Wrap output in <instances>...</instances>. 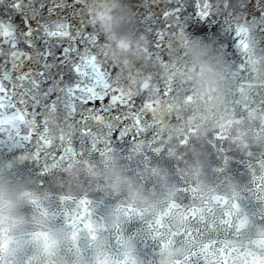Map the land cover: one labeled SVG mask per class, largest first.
Here are the masks:
<instances>
[{"label": "clouds", "instance_id": "clouds-1", "mask_svg": "<svg viewBox=\"0 0 264 264\" xmlns=\"http://www.w3.org/2000/svg\"><path fill=\"white\" fill-rule=\"evenodd\" d=\"M90 11L93 19L101 23L104 34L109 39L115 36L111 48L114 59L127 61L140 55L134 36L121 31L120 17L105 0ZM0 36L11 38V31L0 28ZM177 40L181 64L173 65L176 71L170 75H178L185 86L183 95L174 99L173 107L187 114L188 121L197 128L225 130L235 92L230 63L217 48L216 41L189 28L187 31L180 28ZM143 87L148 88V80ZM152 95L154 90L149 89L150 98ZM110 98L111 95H105L102 102ZM252 115L255 117L256 113ZM260 119L264 121V114H260ZM34 120L35 117L22 121L16 112L0 105V125L8 132H11L9 124L32 126ZM114 135L119 137L117 132ZM24 159L16 155L0 157V264H123L125 259L128 264H145L134 236L115 233L114 244L113 233L105 222L73 221L64 197L34 168L22 167ZM103 165L102 174L111 189L125 194L123 199L129 205H136L135 211H142L143 217H156L169 206L174 189L166 174L159 180V188L149 190L127 174L118 157H107ZM194 179L199 181V177ZM200 186L207 187L203 182ZM229 187L230 191H236L237 182ZM241 216L242 221L235 227L243 229L249 244L258 248L251 253L254 264H264V243H258L264 237V223H258L247 210H242Z\"/></svg>", "mask_w": 264, "mask_h": 264}, {"label": "snow or ice", "instance_id": "snow-or-ice-1", "mask_svg": "<svg viewBox=\"0 0 264 264\" xmlns=\"http://www.w3.org/2000/svg\"><path fill=\"white\" fill-rule=\"evenodd\" d=\"M261 14L254 15L248 0H228L226 11H213L209 0H171L154 9L150 3L141 5L140 15L145 27L155 32L153 46L164 53V44L170 41V28L153 25L183 21L196 29L201 21L223 19L226 30L240 16H252L264 22V0H260ZM159 13V14H158ZM84 13L78 0H0V28L9 29L11 38L0 36V105L18 115L37 101L49 88L60 85L59 91L70 94L64 108L71 115L81 113L84 131L89 122H100L117 128L120 138L134 135L135 113L114 111L119 101L111 96L107 102L103 90L96 91L100 74L99 62L93 47V33L85 26ZM55 104V93L48 96ZM99 100L98 105L89 102ZM132 129L131 132L128 129ZM28 139H33L29 137ZM36 137L35 158L42 157L44 145ZM46 158V157H45Z\"/></svg>", "mask_w": 264, "mask_h": 264}]
</instances>
